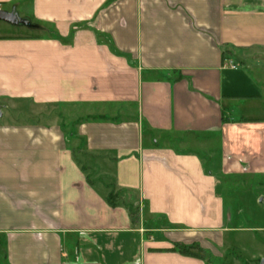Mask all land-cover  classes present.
I'll use <instances>...</instances> for the list:
<instances>
[{
    "label": "crops",
    "instance_id": "1",
    "mask_svg": "<svg viewBox=\"0 0 264 264\" xmlns=\"http://www.w3.org/2000/svg\"><path fill=\"white\" fill-rule=\"evenodd\" d=\"M13 8L0 101L83 111H0L3 264H208L172 248L226 243L223 189L264 175V0Z\"/></svg>",
    "mask_w": 264,
    "mask_h": 264
},
{
    "label": "rangeland",
    "instance_id": "2",
    "mask_svg": "<svg viewBox=\"0 0 264 264\" xmlns=\"http://www.w3.org/2000/svg\"><path fill=\"white\" fill-rule=\"evenodd\" d=\"M5 23L0 21V24ZM1 100V110L9 107L16 112L13 114L23 113V118L54 108L63 114L83 111L81 107L70 105L43 106L29 100ZM235 183V186L223 189V194L232 217L229 224L236 226V229L225 235L226 243L223 245H214L212 250L201 249L202 252L196 250L203 254L208 264H260L264 259V175L257 174L254 179L237 178ZM139 216L138 210L137 220L144 221V217ZM0 264H3L1 260Z\"/></svg>",
    "mask_w": 264,
    "mask_h": 264
},
{
    "label": "water",
    "instance_id": "3",
    "mask_svg": "<svg viewBox=\"0 0 264 264\" xmlns=\"http://www.w3.org/2000/svg\"><path fill=\"white\" fill-rule=\"evenodd\" d=\"M0 21H4L12 25H23L26 27L36 26V24L33 23L29 18L19 16V14L14 8L9 11L0 9ZM260 264H264V259L261 260Z\"/></svg>",
    "mask_w": 264,
    "mask_h": 264
},
{
    "label": "trees",
    "instance_id": "4",
    "mask_svg": "<svg viewBox=\"0 0 264 264\" xmlns=\"http://www.w3.org/2000/svg\"><path fill=\"white\" fill-rule=\"evenodd\" d=\"M1 105H0V111H1ZM109 202L110 204L114 205V202L111 200V195L109 196ZM194 246H185V247H179V246H175L172 249L173 250H178L180 253L185 254V255H190V256H199L202 257L203 255H201V253H198L196 251H194ZM201 251V250H199Z\"/></svg>",
    "mask_w": 264,
    "mask_h": 264
},
{
    "label": "built area",
    "instance_id": "5",
    "mask_svg": "<svg viewBox=\"0 0 264 264\" xmlns=\"http://www.w3.org/2000/svg\"><path fill=\"white\" fill-rule=\"evenodd\" d=\"M230 66H231V67H235V65H234V64H230Z\"/></svg>",
    "mask_w": 264,
    "mask_h": 264
}]
</instances>
